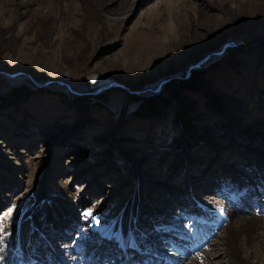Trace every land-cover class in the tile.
<instances>
[{
  "label": "rangeland",
  "instance_id": "374dc122",
  "mask_svg": "<svg viewBox=\"0 0 264 264\" xmlns=\"http://www.w3.org/2000/svg\"><path fill=\"white\" fill-rule=\"evenodd\" d=\"M253 216L264 0H0V261L217 264Z\"/></svg>",
  "mask_w": 264,
  "mask_h": 264
},
{
  "label": "bare ground",
  "instance_id": "6f19581e",
  "mask_svg": "<svg viewBox=\"0 0 264 264\" xmlns=\"http://www.w3.org/2000/svg\"><path fill=\"white\" fill-rule=\"evenodd\" d=\"M51 222H54V219H52ZM262 227H264V223L262 221L258 220L257 218H255L254 216L250 217V218L249 217L235 218V220L232 223L228 224L223 229L225 231L226 229L229 228V233L227 234L228 237L225 238L222 235V240H225V243H226V244H224V246L227 248V251L224 252V253H226V256H225V258H223V256H222L220 260L217 259L216 263L220 264V262L223 260L224 263H226V264H228V263H230V264H256L253 260L250 261L249 257H252V259L253 258L259 259V258H261V256L264 255V247H260L258 242H256L257 241L256 240L257 235L264 237L260 233L261 232L260 229H262ZM107 230H108V227H106V226L102 227V231L104 233H106ZM252 233H254L256 236H254V234H252ZM201 236L203 237V235H201ZM231 241L233 242L232 244L230 243ZM120 242L121 241L119 240V243ZM122 242L123 243H121V245L128 244V245H124V246H127V247H124V249H126V248L130 249L132 247L137 246V242L133 238H125L122 240ZM239 243L241 246V253H243L244 255H241V253H240ZM26 244H27V241L18 239L17 242L15 244L11 245L12 247H10L12 252L5 253V254L3 253L4 255L2 254L4 257L0 261V264H33V261H34L33 257H26L24 255V253L26 252ZM232 245H234V246H232ZM74 248L76 251H78V249H76L78 247H74ZM137 248H139V247L137 246ZM178 250H180L179 253H178ZM171 251H174V256H171L170 254L164 255V253L161 254V253L155 251L153 254V259L156 261V259L158 258V259H161L163 261L169 262V264H176V262L178 260V258L176 257V254L177 253L180 254L182 252V248L180 246H174L173 245V248L171 249ZM222 252H223V250H222ZM50 253H52L51 258H53L52 262L54 264H72V261L71 260L68 261V259L61 261L60 259L63 258L61 254H60L61 255L60 259H57V257L54 256L52 250ZM37 254H39L38 258L42 256L40 254V252L35 253L34 255L36 256ZM27 255H28V253H27ZM31 255H33V254H31ZM211 256H214V254H210V257ZM134 261H135V259L134 260L128 259L127 257L124 256L123 261L120 262V264H134L135 263ZM88 262H89V260H88ZM138 263L139 264H148L147 262L143 261L142 257L139 258ZM101 264H105V262H103V260H101ZM165 264H168V263H165Z\"/></svg>",
  "mask_w": 264,
  "mask_h": 264
},
{
  "label": "snow or ice",
  "instance_id": "6c2138e0",
  "mask_svg": "<svg viewBox=\"0 0 264 264\" xmlns=\"http://www.w3.org/2000/svg\"><path fill=\"white\" fill-rule=\"evenodd\" d=\"M85 215H92V213H91V212H89V213H85ZM11 216H12V212L9 211V212L7 213V215H5V216L3 217V220H4V221H7ZM4 230H5V225L2 224V223H0V231H4ZM0 239H2V237H0Z\"/></svg>",
  "mask_w": 264,
  "mask_h": 264
},
{
  "label": "trees",
  "instance_id": "16d2710c",
  "mask_svg": "<svg viewBox=\"0 0 264 264\" xmlns=\"http://www.w3.org/2000/svg\"><path fill=\"white\" fill-rule=\"evenodd\" d=\"M182 81H179V82L180 84H182V86H184V82L182 83ZM173 83H175V85L174 87H171V88H174V91L176 92L179 88H181V85L178 82H173Z\"/></svg>",
  "mask_w": 264,
  "mask_h": 264
}]
</instances>
